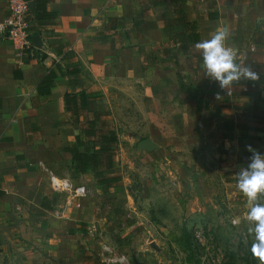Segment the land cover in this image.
Instances as JSON below:
<instances>
[{"label":"crops","instance_id":"0c3cea01","mask_svg":"<svg viewBox=\"0 0 264 264\" xmlns=\"http://www.w3.org/2000/svg\"><path fill=\"white\" fill-rule=\"evenodd\" d=\"M33 1L34 12L44 2L51 15L33 29L42 44L34 56L0 37V264H90L91 256L103 254L91 225L109 228L131 207L122 181V190L106 191L93 172L76 174L73 155L64 150L77 136L89 140L82 132L88 110L76 127L65 102L80 84L96 95L120 84L131 88L139 78L155 102L148 110L155 106L159 116L165 99L192 102L191 111L175 109L174 123H181L183 108L182 121L210 135L207 143L220 149L230 169L246 166L248 145L264 152V0ZM8 2L0 0V22ZM221 29L228 31V47L246 51L237 63L259 79L242 78L224 90L205 76L195 45ZM56 66L82 73L62 75ZM177 66L185 93L176 86ZM53 69L54 87L39 94ZM117 167L116 161L107 177H120ZM52 178L84 187L86 196L70 204L68 194L53 190Z\"/></svg>","mask_w":264,"mask_h":264},{"label":"rangeland","instance_id":"374dc122","mask_svg":"<svg viewBox=\"0 0 264 264\" xmlns=\"http://www.w3.org/2000/svg\"><path fill=\"white\" fill-rule=\"evenodd\" d=\"M175 70L178 92L185 93L179 67ZM136 80L131 88L97 91L89 105V117L118 136L116 173L131 197L123 220L109 228L91 225L103 254L91 256L90 264H122L106 260L104 247L110 259L126 256L123 264H261L251 250L252 205L237 186L238 170L224 165L220 149L207 143L210 135L182 121L183 108L181 123H174L175 109L188 112L193 103L175 99L177 106L165 99L159 116L155 106L148 110L155 102L146 98L145 82ZM147 138L158 151L137 149ZM257 202L264 203V195Z\"/></svg>","mask_w":264,"mask_h":264},{"label":"clouds","instance_id":"9594fccd","mask_svg":"<svg viewBox=\"0 0 264 264\" xmlns=\"http://www.w3.org/2000/svg\"><path fill=\"white\" fill-rule=\"evenodd\" d=\"M227 39V29H221L214 32L209 39L196 43L205 76L217 82L224 90L242 78L259 79L256 72L237 63L234 51L227 46ZM225 146H229L227 142ZM247 147L251 155L246 166L241 167L237 173V186L252 205L248 212V220L254 223V227L249 230L253 236L251 250L259 257L261 264H264V203L257 202L264 195V152L251 145Z\"/></svg>","mask_w":264,"mask_h":264},{"label":"trees","instance_id":"16d2710c","mask_svg":"<svg viewBox=\"0 0 264 264\" xmlns=\"http://www.w3.org/2000/svg\"><path fill=\"white\" fill-rule=\"evenodd\" d=\"M47 16L50 17L51 15L47 12L44 2L42 5H37L33 13L35 20L34 28H37L36 24L39 25L40 20ZM34 34L39 33L34 30ZM193 40L198 41V35ZM55 69H59L62 75H73L75 77H79L82 73V69L80 68L68 69L66 72L62 71L59 66H56ZM56 77L57 74L54 72V69L51 70L39 84V94L49 95L50 89L55 85L54 79ZM76 80L77 82L79 81V79ZM80 86H82L80 92L66 94L65 96L67 110L72 115L76 127L79 126L78 122L83 112L89 110L91 99L94 98V95L91 92H87L84 88V84H80ZM84 119L86 126L84 129L82 128V132L89 140L83 142L80 136H77L76 143L64 149L65 152L73 155L75 173L86 174L93 172L98 178V184L103 186L106 191L109 189L122 190L121 186H119L122 181L121 177H107V172L116 167L115 151L119 143L117 134L108 129L107 125L102 124L100 126L96 119L88 118L86 120L87 117H84Z\"/></svg>","mask_w":264,"mask_h":264},{"label":"built area","instance_id":"2783aa9c","mask_svg":"<svg viewBox=\"0 0 264 264\" xmlns=\"http://www.w3.org/2000/svg\"><path fill=\"white\" fill-rule=\"evenodd\" d=\"M8 6V16L0 22V37L8 41L17 51L34 56L38 48L33 42L35 20L29 8V2L26 0H9ZM231 49L234 51L236 59L242 57L244 52H246L239 46L231 47ZM254 50V46H251L248 52H253ZM51 186L55 192L68 194L71 199L70 204H72L74 199L86 196L84 187L73 188L66 179L52 178ZM104 253L107 254L105 259L108 261L122 264L127 262L126 256L110 259L108 256L111 250L108 247H104Z\"/></svg>","mask_w":264,"mask_h":264},{"label":"water","instance_id":"95a60500","mask_svg":"<svg viewBox=\"0 0 264 264\" xmlns=\"http://www.w3.org/2000/svg\"><path fill=\"white\" fill-rule=\"evenodd\" d=\"M34 7H35L34 1L29 3V8H30L31 12H34ZM33 42L37 48L42 47L41 38L39 35L33 36ZM137 149L141 150V151H146V152L152 153L154 151H158L159 147L151 139L147 138V139L140 141L137 144Z\"/></svg>","mask_w":264,"mask_h":264}]
</instances>
